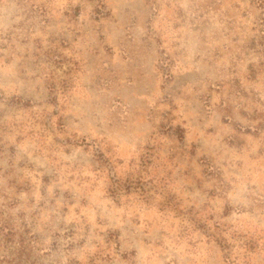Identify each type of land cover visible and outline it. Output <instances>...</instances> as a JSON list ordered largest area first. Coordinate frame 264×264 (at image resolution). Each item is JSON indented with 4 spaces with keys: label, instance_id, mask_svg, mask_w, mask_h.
<instances>
[{
    "label": "rangeland",
    "instance_id": "1",
    "mask_svg": "<svg viewBox=\"0 0 264 264\" xmlns=\"http://www.w3.org/2000/svg\"><path fill=\"white\" fill-rule=\"evenodd\" d=\"M0 264H264V0H0Z\"/></svg>",
    "mask_w": 264,
    "mask_h": 264
}]
</instances>
